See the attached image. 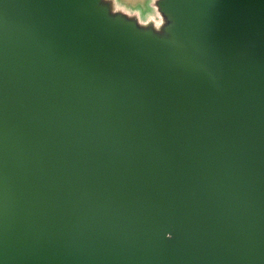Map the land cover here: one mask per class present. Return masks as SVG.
<instances>
[{
	"label": "water",
	"instance_id": "1",
	"mask_svg": "<svg viewBox=\"0 0 264 264\" xmlns=\"http://www.w3.org/2000/svg\"><path fill=\"white\" fill-rule=\"evenodd\" d=\"M0 0V264H264V0Z\"/></svg>",
	"mask_w": 264,
	"mask_h": 264
},
{
	"label": "crops",
	"instance_id": "2",
	"mask_svg": "<svg viewBox=\"0 0 264 264\" xmlns=\"http://www.w3.org/2000/svg\"><path fill=\"white\" fill-rule=\"evenodd\" d=\"M115 11L138 18L140 23L161 28L166 19L157 5L158 0H108Z\"/></svg>",
	"mask_w": 264,
	"mask_h": 264
}]
</instances>
